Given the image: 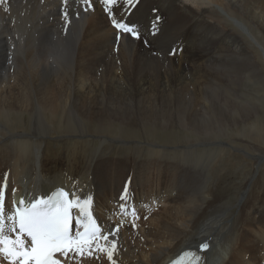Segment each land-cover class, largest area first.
<instances>
[{
    "label": "bare ground",
    "instance_id": "1",
    "mask_svg": "<svg viewBox=\"0 0 264 264\" xmlns=\"http://www.w3.org/2000/svg\"><path fill=\"white\" fill-rule=\"evenodd\" d=\"M187 1L198 6L183 0H0V264H18L1 250L28 242L16 227L18 202L47 197L58 187L67 188L76 204L75 232L90 222L93 234L85 242L75 238L46 264H165L190 247L208 252L218 240L221 250L209 256L210 264H248L249 253L257 257L264 248V197L238 215L221 201L222 192L207 189L206 168L230 129L257 116L260 105L241 101L244 81L264 82L261 63L216 6L258 22L264 0ZM239 18L234 24L249 30ZM256 45L264 52L263 43ZM118 77L128 89H119ZM77 82H89L90 91L75 88ZM14 113L27 117L30 131L11 129ZM117 126L114 142L135 138L139 127L181 126L193 135L172 152L138 145L120 156L105 147ZM246 133L264 142V134ZM45 134L78 138L80 145V138L96 135L104 145L88 153L71 150L74 158L59 168L54 161L59 165L61 158L41 150L48 145ZM261 153L248 154L256 166L263 163ZM256 176L237 203L241 210ZM141 190L150 199L169 192L170 200L184 204L142 232L123 218L131 197L147 200Z\"/></svg>",
    "mask_w": 264,
    "mask_h": 264
},
{
    "label": "rangeland",
    "instance_id": "2",
    "mask_svg": "<svg viewBox=\"0 0 264 264\" xmlns=\"http://www.w3.org/2000/svg\"><path fill=\"white\" fill-rule=\"evenodd\" d=\"M183 1L191 4L194 7L198 6L197 2H194L195 4H193V2L191 3L190 1H187V0H183ZM216 7L217 8L219 7L218 9L222 10L221 11L222 13L220 11L219 12L221 15H224V18H223L224 22L223 23L226 24V27L228 29L235 31L237 34H239L241 39H244V42L246 43L248 49L250 48L249 50L251 51V54L253 55V57L261 63L263 73H264V52L256 45V43H257L262 47L261 44L262 43L264 44V30H263L264 29V20L261 19V17H260V15H262V14L261 13L258 14L259 12L257 13L261 20L258 19V22H257V18H254L253 22H251L248 19L246 20V18H244V17L240 16V18H239L235 14H232L230 12H229V14L227 13V15H225L223 7H220V6H216ZM233 18H235V19H233ZM238 18L241 21H243L244 23H246L245 25L248 26L249 30L244 29L245 30V32H244L234 24V22H236L238 24V22H237ZM255 21H256V23H255ZM261 25L263 26L262 28H261ZM172 54L174 55L175 53H172ZM191 69L192 68H190V67L185 68V73H187L186 76L189 75ZM263 73H262V75H263ZM247 78L248 79L245 80L243 85H242V90L244 92H243L241 101L251 100L252 102L255 101L254 103L257 104V107H258V105H260L259 106L260 108H258L259 110H258L257 116H255V114H253L252 116H250L249 118L246 119L247 122H246V120L244 122H240L239 125L234 126L232 129H230V132L232 134L228 138L221 139L222 140L221 142H223V143H221L223 148L220 151H218L217 153H215V159L209 160L208 165H206L207 176H208L207 189L213 190L214 193L222 192V200L221 201L225 202L228 206H230V211L236 210L235 211L236 214H238V213L240 214L241 212H244V209H250L251 207H253L254 203L258 199H260L261 197H264V192H263L264 191V160H263V163L261 165L256 166L255 160L253 158H251L252 154L259 155V153L263 152L261 154L264 155V142L262 143V141H258L256 139L252 138L249 133H246L249 130H251L256 134H264V122H263L264 106H261V105H264V89L258 90L259 87H262L264 82H262V84H258L254 78H251V77L250 78L247 77ZM115 83L119 86V89L120 88H124V89L129 88L128 87L129 83L126 82V80L119 79V77ZM75 88L82 89L86 92H89L91 89L89 86V82H85L84 84H82V83L79 84V82H77V83H75ZM162 88L167 89L168 86L166 84H164V86ZM166 91H168V90H166ZM247 98H248V100H247ZM252 99H254V100H252ZM12 119L13 120L10 123V125H11L10 127L13 131L14 130H16V131H20V130L30 131V128H29L30 122L24 114L20 115V114L14 113L12 115ZM242 123H244V125ZM19 128H22V129H19ZM152 129H154V130H152ZM152 129L148 128L146 130L147 131L146 132V131H144L143 128L139 127L135 131V135H134L135 138L125 137L124 140H119L117 142H114L112 139L115 136L119 135V133L121 131L119 126L114 127L111 129L110 133L107 134L108 135L107 141H106L107 143H105V147H107L106 152H113L112 154H116V155L120 154V156H123L125 153H128L131 149L135 150L138 145H144V146L150 147V148H152V147L163 148L164 147L165 149H167L169 147L170 151H171V146L180 148V145L183 144V140L186 137H191L193 135L188 128H184L181 126L165 127V128L156 127V128H152ZM242 130H243V132L244 131L245 132L243 133ZM23 133H25V132H23ZM45 135H46L45 140H47V139L49 140L48 145L46 148V143H43L41 150L43 152H45V150H49V155H52V156H49L50 158L59 156L61 158L60 159L61 164H60V161L58 163L61 167L54 160H52V161L50 160L51 161L50 163L52 165L56 164L59 168H63V167L65 168L68 165V163H69L68 159L74 158L75 155H72V154L76 149L83 150V148H85V151L88 153V151L90 152L92 149H98V148L101 149L102 146L104 145L101 141V138L96 136V135L87 134L84 137L80 138L81 140H83V145H80L79 142L76 141L78 138L70 139V138L64 137L63 139H60L61 140L60 141L59 139L50 138V136H47V134H45ZM56 140H58V141H56ZM64 140H67L68 142L64 141ZM223 140L225 141V143ZM226 141H227V143H226ZM239 141H241V142H239ZM108 144H110V145H108ZM70 148H72V149H70ZM202 148H203V146H200L198 148L199 151H201ZM242 148H244V149H242ZM253 148L258 149V151L256 149H253ZM100 149H98V150H100ZM259 149H261V150H259ZM70 152H72V153H70ZM193 152H194L195 156L193 158L188 156V158H187L188 163H192V160L196 157V154H197L196 150H193ZM68 153H69V155H68ZM144 154L146 156H149V155H147L148 152L144 151ZM62 155H63V157H62ZM53 161L55 164L53 163ZM39 164H40V162H39ZM254 174H257L254 182L252 183L251 187L249 186L246 189V192L248 191V194L245 197L246 202H245L244 207H246V206L247 207L243 208L241 210L239 207H237V203H238L239 199L241 198V194H242L245 186L247 185L250 178L253 177ZM157 177H158L157 175L154 176V179L157 180ZM153 185H155V188H154L155 193H159L155 181L153 182ZM213 191L212 192L210 191L211 194H207L208 199L213 198V196H212ZM144 193H145V191L141 190L140 194L144 195ZM167 193H169V192H163L162 193L163 195L161 196V198L157 197V195L155 194V196L153 195L151 197V199L149 196L147 197L146 195H144V196H146V197H144V199L148 200V201L145 200L144 202L143 201L141 202V200H139L136 197L135 198L131 197L128 200L127 204L130 206V209H131V207H132V209L134 208L133 210H135V213H132V211H133L132 209H131L132 211L128 209L125 212V214L123 215V218L126 219L129 223L134 224L137 229L140 228L142 230V232L146 228H153V229L156 228L157 223L164 222L165 216L168 213L167 209L169 210L174 205L182 206L184 204L183 201H178V203H177V201L170 200ZM135 195L136 196L139 195V191H137L135 193ZM181 203H183V204L181 205ZM135 216L138 218L137 222H134ZM107 217L110 219H114L116 216L114 213H111V214L107 215ZM258 230L259 229H257L256 231L254 230V231L258 232ZM146 241H148V239H146ZM220 244H222V242L220 243V241L218 240V241H215L210 246V249L208 251L210 257L211 256L212 257L218 256L217 253L221 250ZM146 247H149V245H146ZM196 247L198 248V246H196ZM216 251H217V253L213 256V254ZM253 254L254 253H252V252L249 253V257H248L249 259L247 258L248 264H264V248L262 250L257 251V257H255ZM258 254H259V256H258ZM221 255H223V254H221ZM252 259H254V260H252Z\"/></svg>",
    "mask_w": 264,
    "mask_h": 264
},
{
    "label": "snow or ice",
    "instance_id": "3",
    "mask_svg": "<svg viewBox=\"0 0 264 264\" xmlns=\"http://www.w3.org/2000/svg\"><path fill=\"white\" fill-rule=\"evenodd\" d=\"M37 251L38 252H43V251H47V249L46 248H44V249H37ZM26 264H31V262L30 261H27ZM37 264H39V261L37 262Z\"/></svg>",
    "mask_w": 264,
    "mask_h": 264
}]
</instances>
